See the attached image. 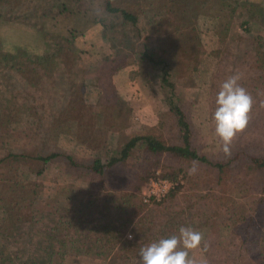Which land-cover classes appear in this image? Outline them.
Listing matches in <instances>:
<instances>
[{"label": "trees", "instance_id": "obj_1", "mask_svg": "<svg viewBox=\"0 0 264 264\" xmlns=\"http://www.w3.org/2000/svg\"><path fill=\"white\" fill-rule=\"evenodd\" d=\"M259 2L0 0L1 24L40 30L51 46L43 53L0 46V163L7 169L0 171V264H70L79 256L101 264H140L142 247L179 235L181 227L209 231L199 249L206 264H264V6ZM232 21L240 27L234 35L229 33ZM251 21L258 22L251 24L255 30ZM96 23L112 51L84 64L73 51L72 31ZM202 28L217 34L210 50L217 60L209 85L210 122L215 126V99L230 76L238 74V83L253 98L248 126L227 157L221 150L216 156L193 145L166 58L160 57L156 68L161 86L170 88L163 96L180 142L166 143L145 132L126 135V121L112 95L118 69L153 60L145 41L155 34L168 35L181 71L194 72L205 51ZM55 130L68 131L88 155L78 159L56 147L50 139ZM115 133L116 143L111 142ZM140 144L141 160L131 162ZM163 152L181 164L168 165L162 176L181 174L187 182L159 200L142 202L144 182L159 164L166 165L158 158ZM54 159L84 170L96 187L82 188L65 204L44 195L35 180L7 178V172L19 169L41 173ZM116 168L124 172L121 180L113 176ZM201 180L210 187L202 189ZM252 192L257 195L245 203L247 213L232 214L230 235L219 240V212Z\"/></svg>", "mask_w": 264, "mask_h": 264}, {"label": "rangeland", "instance_id": "obj_2", "mask_svg": "<svg viewBox=\"0 0 264 264\" xmlns=\"http://www.w3.org/2000/svg\"><path fill=\"white\" fill-rule=\"evenodd\" d=\"M259 5L264 6L259 2ZM260 20V17H258ZM252 23H258L251 21ZM75 26H77L75 24ZM229 33L236 34L240 31L238 22L232 21L229 24ZM251 29L255 30V26L251 25ZM72 47L75 55L81 59L82 63L90 64L99 61L101 58L111 53L112 45L109 39L103 34L102 27L96 23L88 28H82L80 31H72ZM200 32L201 46L204 48V55L197 63V69L189 72L188 69L181 71V64L178 61V55L175 54L174 47L169 42L168 35H152L146 38L148 53L151 54V62L135 61L129 66H123L118 69L112 77V95L116 100L117 107L121 110L122 117L126 121L124 124V132L126 135L137 133H151L166 143L180 142V133L177 130L174 116L168 111L167 102L163 96L164 92H168V86L162 87L159 81L160 70L157 60L160 57L166 58L170 62L168 68L169 77L174 82L175 92L180 96L181 104L186 112L187 119L191 125L193 133L192 142L196 148L212 154L220 153V144L215 136V126L210 122L209 110V85L216 67L217 60L214 58L210 50L217 45V34L208 28H202ZM0 46L6 50L33 53H43L51 49L50 43L46 40L40 30H29L26 27L10 26L0 23ZM180 66V68H179ZM130 69L135 70L133 76H130ZM120 114V113H119ZM51 141L55 146L62 148L79 159L81 156H87L89 151L75 141L71 134L66 130L53 131ZM118 140V133H115L111 138V142ZM144 145L135 147V154L129 157L131 162H138L137 159L144 151ZM4 151V150H3ZM2 150L0 147V156ZM159 161L166 165L157 166L154 172L150 175L162 176L163 170L169 165L181 164L180 159L174 157L170 153L163 152L159 155ZM24 163V159L21 158ZM185 163V162H184ZM7 170L4 164L0 163V171ZM19 169L17 172H7V178L19 179L29 182L35 180L43 187V194L57 201L61 200L65 204L72 203L74 197L82 188L91 186L96 187L97 181L90 174H85L80 168L71 167L60 159L48 161L45 169L41 173L24 172ZM113 176L121 180L124 172L118 168L114 169ZM149 177V178H150ZM166 177V176H162ZM148 178V179H149ZM175 179L177 185L186 184L185 178L178 174L177 176L166 177ZM144 182V190L145 183ZM207 180V179H206ZM1 182V181H0ZM201 188H208L211 184L208 181L201 180L199 182ZM1 189V183H0ZM257 193H250L245 197H238L235 206L225 207L219 212L217 220L219 223V240L226 241L230 235L231 215L237 211L247 213L245 203L255 198ZM162 198V197H161ZM142 202H145L143 199ZM155 202V201H152ZM150 202V203H152ZM146 203V202H145ZM149 203V204H150ZM255 203V202H252ZM264 232V225L262 226ZM199 231L203 235V240L210 237V233L204 227L193 229ZM129 234V233H128ZM264 236V235H263ZM202 240V241H203ZM200 247L191 250L189 258L200 264L204 260L203 254L200 252ZM264 252V244L262 247ZM70 264H101L93 259L77 257L76 260H69Z\"/></svg>", "mask_w": 264, "mask_h": 264}, {"label": "clouds", "instance_id": "obj_3", "mask_svg": "<svg viewBox=\"0 0 264 264\" xmlns=\"http://www.w3.org/2000/svg\"><path fill=\"white\" fill-rule=\"evenodd\" d=\"M240 76L232 75L221 85L217 93L216 109L212 119L215 123V136L218 138L220 150L227 157L231 155V145L237 135L243 132L249 123L253 98L238 83ZM128 239H132L129 233ZM201 232L188 227H181L179 235L160 239L139 252L140 264H197L189 258V252L201 246ZM200 264H206L201 261Z\"/></svg>", "mask_w": 264, "mask_h": 264}, {"label": "built area", "instance_id": "obj_4", "mask_svg": "<svg viewBox=\"0 0 264 264\" xmlns=\"http://www.w3.org/2000/svg\"><path fill=\"white\" fill-rule=\"evenodd\" d=\"M177 185L175 179H169L162 176L150 177L145 183L144 200H150L153 197L155 200L161 199L171 188Z\"/></svg>", "mask_w": 264, "mask_h": 264}, {"label": "crops", "instance_id": "obj_5", "mask_svg": "<svg viewBox=\"0 0 264 264\" xmlns=\"http://www.w3.org/2000/svg\"><path fill=\"white\" fill-rule=\"evenodd\" d=\"M261 4H264V0H259Z\"/></svg>", "mask_w": 264, "mask_h": 264}]
</instances>
